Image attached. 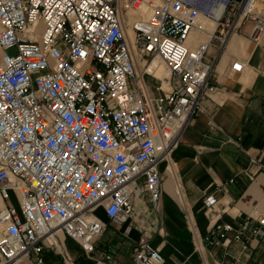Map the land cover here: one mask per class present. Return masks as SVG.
Listing matches in <instances>:
<instances>
[{"label": "built area", "instance_id": "built-area-1", "mask_svg": "<svg viewBox=\"0 0 264 264\" xmlns=\"http://www.w3.org/2000/svg\"><path fill=\"white\" fill-rule=\"evenodd\" d=\"M240 34L262 42L264 0H0V264H42L60 235L91 253L98 209L125 223L136 189L157 211L159 166ZM216 204L203 199L207 213ZM246 229L217 221L205 242H240ZM163 261L147 241L133 251L134 264Z\"/></svg>", "mask_w": 264, "mask_h": 264}, {"label": "crops", "instance_id": "crops-1", "mask_svg": "<svg viewBox=\"0 0 264 264\" xmlns=\"http://www.w3.org/2000/svg\"><path fill=\"white\" fill-rule=\"evenodd\" d=\"M236 59L245 65L240 73L231 71ZM138 65L143 62L136 60ZM202 104L203 112L184 126L159 166L158 210L136 189L133 215L125 223L98 215L105 228L91 253L60 235L58 250L41 253L42 264H63V257L76 264H134L141 241L160 252L163 264H264V238L251 233L264 216V39L259 45L243 34L228 40ZM210 195L217 204L207 213L203 199ZM217 221L235 229L247 223L242 240L208 245L205 237Z\"/></svg>", "mask_w": 264, "mask_h": 264}, {"label": "rangeland", "instance_id": "rangeland-1", "mask_svg": "<svg viewBox=\"0 0 264 264\" xmlns=\"http://www.w3.org/2000/svg\"><path fill=\"white\" fill-rule=\"evenodd\" d=\"M144 13V12H143ZM144 14H147V13H144ZM147 16V15H146ZM43 31H44V25H43V23L41 22V23H39L38 24V26H37V28L35 29V34L36 35H41L42 33H43ZM138 68H140L141 66L140 65H138L137 66ZM162 72V68L160 67V68H158V70L156 71V73L157 74H160ZM152 79V78H151ZM145 82H146V84L148 85V87H152V85H153V83H154V81H153V79L152 80H150L149 78H146L145 79ZM12 201H13V199H12ZM102 209H98V211H97V214L100 216V215H102Z\"/></svg>", "mask_w": 264, "mask_h": 264}, {"label": "bare ground", "instance_id": "bare-ground-1", "mask_svg": "<svg viewBox=\"0 0 264 264\" xmlns=\"http://www.w3.org/2000/svg\"><path fill=\"white\" fill-rule=\"evenodd\" d=\"M192 36V35H191ZM136 65V64H135ZM137 67V66H136Z\"/></svg>", "mask_w": 264, "mask_h": 264}]
</instances>
